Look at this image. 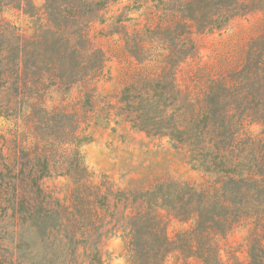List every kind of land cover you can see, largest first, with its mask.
Instances as JSON below:
<instances>
[{
	"label": "trees",
	"instance_id": "obj_1",
	"mask_svg": "<svg viewBox=\"0 0 264 264\" xmlns=\"http://www.w3.org/2000/svg\"><path fill=\"white\" fill-rule=\"evenodd\" d=\"M257 11L264 12V0H44L42 10L32 0H0V117L7 125L0 134V222L25 234L30 264H105L97 222L103 200L81 155L80 116L46 106L52 91L82 86L93 107L91 85L110 58L96 37H116L118 55L135 67L125 75L118 116L180 145L176 136L195 129L181 127L182 120L201 121L224 165L241 149L247 125L264 134V31L250 39L237 69L209 83L200 114L181 98L176 76L199 53L195 37ZM260 150L264 156V143ZM230 168L199 186L167 183L158 196L146 195L147 206L130 215L122 237L125 263L225 264L221 240L247 227L246 261L232 264H264V159L247 171ZM49 177H64L71 187L66 221L43 204L41 182ZM170 218L189 224L173 239Z\"/></svg>",
	"mask_w": 264,
	"mask_h": 264
},
{
	"label": "rangeland",
	"instance_id": "obj_2",
	"mask_svg": "<svg viewBox=\"0 0 264 264\" xmlns=\"http://www.w3.org/2000/svg\"><path fill=\"white\" fill-rule=\"evenodd\" d=\"M32 2L42 10L44 0ZM10 15L6 16L18 25H28V20ZM100 29L101 25H95L92 34L97 36ZM263 31L264 12L257 11L235 18L219 32L195 37L199 53L180 65L176 84L181 90V98L195 104L197 114H200L197 105L209 83L237 69L243 62L250 39ZM95 40L110 58L102 75L91 85L95 87L93 107L84 103L85 89L82 86H74L67 92L52 91L47 97L46 106H66L80 116L79 129L86 137L81 155L91 173L93 185L98 187L103 200V207L97 206V222L103 233L99 248L105 264H126L122 237L127 232L130 215L138 208L147 206L146 195L158 196L167 183L199 186L213 180L215 174L222 173L228 166L237 172L260 165L264 159L260 150L264 134L259 125H247L237 143L241 149L235 152L230 163L223 165L220 163L221 156L212 149L211 139L203 130V124L201 121L192 122V117L182 120L181 127L194 124L195 129L175 138L181 139L183 145L172 142L169 136L150 137L132 128L131 123L125 121V113L118 115L125 106L122 91L129 82L125 75L135 67L128 59L118 55L120 43L116 37L97 36ZM167 111L171 113L173 108L168 107ZM6 129L7 125L0 117V134ZM41 186L43 204L49 210H57L58 217L66 221L71 199V187L67 180L64 177H49L42 180ZM188 227V223L170 218L167 235L173 239L176 233ZM246 233L247 227H238L221 240V256L225 264H232V258L246 261ZM24 237L17 224L0 222V264H30ZM173 262L171 258L169 264ZM176 264H182V260Z\"/></svg>",
	"mask_w": 264,
	"mask_h": 264
}]
</instances>
